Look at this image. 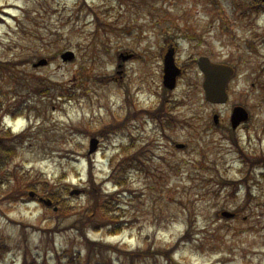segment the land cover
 I'll use <instances>...</instances> for the list:
<instances>
[{
	"label": "rangeland",
	"instance_id": "rangeland-1",
	"mask_svg": "<svg viewBox=\"0 0 264 264\" xmlns=\"http://www.w3.org/2000/svg\"><path fill=\"white\" fill-rule=\"evenodd\" d=\"M84 1L87 6L82 0H0V61L19 64L0 76V102L8 106L18 100L27 108L23 117L11 122V132H25L26 140L9 168L29 171L28 184H36L35 172L50 184L64 174L61 183L88 190L85 156L91 133L123 106L122 93L130 92L139 108L154 105L155 93L163 89L159 49L164 37H172L177 63L184 69L172 92L182 103L173 111L176 124L167 138L158 137L150 119L137 129L144 120L126 124L124 131L136 144L146 143L151 163L129 173L134 193L123 194V210L114 215L124 230L116 236L100 226L98 232L86 230L89 240L148 253L130 261L107 249L87 260L84 241L70 228L80 218L78 212L57 218L25 198L9 202L3 189L0 241L8 248L0 264H21L24 256L27 264H57L63 248L79 253L78 264H168L158 251L178 240L190 221V240L172 253L178 264H264V183L249 182V197L243 186L222 183L223 178L241 176L240 156L230 137L246 150L264 154V40L256 36L264 32V14L241 20V11L233 6L238 0ZM66 50L75 58L63 64L60 55ZM202 55L235 67L230 104L244 106L251 119L237 132L229 131L225 107L204 98L202 75L195 65ZM49 57L47 66L32 67ZM50 83V92L32 90ZM60 88L74 97L58 99ZM125 112L119 110L118 115L122 118ZM215 113L222 117L219 127L212 122ZM10 118L2 117L3 122ZM98 134L99 149L88 156L99 183L110 172V156L128 139L117 133ZM175 142L184 143L185 149L176 150ZM15 175L19 178L18 171ZM102 188L110 190V184ZM87 195L67 202L84 207ZM132 196L136 198L129 203ZM223 210L238 211V216L224 219Z\"/></svg>",
	"mask_w": 264,
	"mask_h": 264
},
{
	"label": "trees",
	"instance_id": "trees-1",
	"mask_svg": "<svg viewBox=\"0 0 264 264\" xmlns=\"http://www.w3.org/2000/svg\"><path fill=\"white\" fill-rule=\"evenodd\" d=\"M237 10L242 11L241 15L242 16H249L253 13H256L259 11V9L264 10V7L261 5L259 0H241L238 2V4L235 5ZM11 63H0V75H2V69H6V71H9V66ZM11 70V69H10ZM27 84V83H26ZM1 107V104H0ZM110 128V129H109ZM109 129L110 133L113 131V127L110 125L106 126L103 128V133L106 132ZM4 134L0 130V186L3 184L2 181H5V185H9L11 179H9V176L3 175V170L2 167L6 166L10 162L11 156L16 152L17 150V143H5L1 135ZM23 137L22 136H16L13 137V141L15 142H20L22 141ZM19 144V143H18ZM131 156V155H130ZM130 156L124 157L121 161L117 162L115 164V169L113 171V177L114 178V183L117 185L121 186L124 185L126 180H127V173L125 172L126 168L130 165L128 162L122 163L124 161H127L128 159H131ZM249 159V158H248ZM251 165H256L259 166L262 164V173L261 176L264 178V154H260L258 156H252L251 158ZM18 181V179H15ZM264 180V179H263ZM40 187L43 190L48 189V183L47 181L40 180ZM91 183V188L89 190V197L87 199L86 206L81 207L80 210H78L80 218L76 220L72 226V228L77 232V234L82 238L84 241V244L86 245L87 249V259H90V255L92 253H101L102 250H107V249H115V251L120 252L121 254L127 256L130 258V261H132V258L134 255H137L139 257L140 255H144L148 253V251H142V252H130V251H120L117 248H113V246H109L106 244H103L101 242H96V241H90L86 237V230L90 227H93L95 229H99L98 226L100 227H105L110 234H116L122 230L121 223L115 222L114 221V215L115 212L118 213L122 209L118 206V203L115 204L114 201H118L117 196L118 193H113V194H103L102 191L98 186L95 184ZM64 190L63 187H59L57 190H50L48 191L51 197H56L58 194L62 193ZM10 192H13L12 194H9L7 198H10L13 200L15 196H12L18 192L11 190ZM58 193V194H57ZM246 196L249 197L250 193L249 191L246 192ZM22 195H18L14 200H17L21 198ZM72 209L68 204L63 203L61 205V211H65V215L68 213H71ZM103 219H109L106 222L101 221ZM85 225H88L85 227ZM181 237L176 243L168 246L167 248L163 250H159L158 253L161 254L162 256H166L168 259V264H178L177 262L172 260V253L177 250V247L179 246V243L181 242ZM8 248V245L6 242L0 241V255H2L5 250ZM3 250V252H2ZM68 253V254H67ZM1 257V256H0ZM79 256L77 252L74 254L69 253L67 250L62 251V254L59 258V262L63 260H69V261H74L71 264H75V261L78 260ZM33 261V259H32ZM27 259L26 256L23 258L22 264H27Z\"/></svg>",
	"mask_w": 264,
	"mask_h": 264
},
{
	"label": "water",
	"instance_id": "water-1",
	"mask_svg": "<svg viewBox=\"0 0 264 264\" xmlns=\"http://www.w3.org/2000/svg\"><path fill=\"white\" fill-rule=\"evenodd\" d=\"M171 54L172 53L169 52L165 58L164 85L168 88H173L175 76L177 75V70L173 67ZM72 57L73 54L71 52H66L62 55L63 60L71 59ZM42 64H45L44 60L39 61L37 64H35V66ZM198 65L205 74V81L203 85L206 91L207 98L212 102H223L225 100L224 88L226 81L230 75V69L224 66L213 64L205 57H201L199 59ZM244 119L245 113L241 111V109L236 108L232 115V121L234 123L233 125ZM90 143V151H92L96 146V140L92 139ZM73 193L78 192L73 191ZM45 203L47 205L50 204L49 201H45Z\"/></svg>",
	"mask_w": 264,
	"mask_h": 264
}]
</instances>
